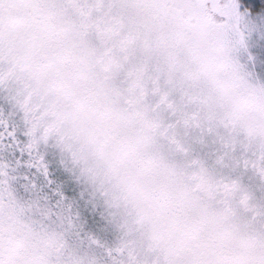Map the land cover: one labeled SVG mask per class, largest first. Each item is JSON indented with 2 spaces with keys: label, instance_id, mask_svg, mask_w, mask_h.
<instances>
[{
  "label": "snow or ice",
  "instance_id": "6c2138e0",
  "mask_svg": "<svg viewBox=\"0 0 264 264\" xmlns=\"http://www.w3.org/2000/svg\"><path fill=\"white\" fill-rule=\"evenodd\" d=\"M0 264H264V0H0Z\"/></svg>",
  "mask_w": 264,
  "mask_h": 264
}]
</instances>
